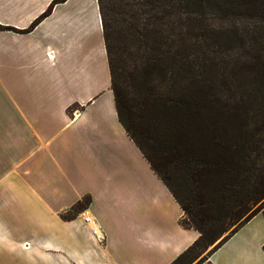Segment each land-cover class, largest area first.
<instances>
[{"label": "crops", "instance_id": "crops-1", "mask_svg": "<svg viewBox=\"0 0 264 264\" xmlns=\"http://www.w3.org/2000/svg\"><path fill=\"white\" fill-rule=\"evenodd\" d=\"M51 2L0 0V264H171L198 233L118 120L98 2L26 33ZM263 247L260 212L201 264H264Z\"/></svg>", "mask_w": 264, "mask_h": 264}, {"label": "trees", "instance_id": "trees-1", "mask_svg": "<svg viewBox=\"0 0 264 264\" xmlns=\"http://www.w3.org/2000/svg\"><path fill=\"white\" fill-rule=\"evenodd\" d=\"M97 2L118 120L198 233L171 264H201L264 215V0Z\"/></svg>", "mask_w": 264, "mask_h": 264}, {"label": "rangeland", "instance_id": "rangeland-1", "mask_svg": "<svg viewBox=\"0 0 264 264\" xmlns=\"http://www.w3.org/2000/svg\"><path fill=\"white\" fill-rule=\"evenodd\" d=\"M209 17H212L211 15H208ZM241 21H243V20H241ZM251 21H249L248 23H250ZM212 23H216L215 21H212ZM219 23V22H218ZM252 23V22H251ZM197 30H195L194 31V35L197 33L196 32ZM207 36V35H206ZM201 37H204V36H201ZM200 37V39L202 40L200 43H201V46L202 47H205V45L207 44V42H206V40H205V38H201ZM193 43H195V37H194V41H193ZM198 46H200V45H198ZM195 45H194V47H193V53H195V54H198L199 53V51L197 50V51H195ZM213 49H215V48H213ZM195 51V52H194ZM210 51H212V49L210 48ZM173 189L174 190H177V187H176V185L175 184H173ZM177 194L178 195H180L181 197H180V199H184V195H182V193L179 191V190H177ZM182 219H183V222H185L186 221V219H185V216L183 215V217H182ZM213 249V246L211 247V248H208L207 250H205L204 252H202V253H200V254H198L196 257L195 256H190V258L186 261V263L185 264H196V263H198V261H200V259H202L207 253H208V251L209 250H212Z\"/></svg>", "mask_w": 264, "mask_h": 264}, {"label": "built area", "instance_id": "built-area-1", "mask_svg": "<svg viewBox=\"0 0 264 264\" xmlns=\"http://www.w3.org/2000/svg\"><path fill=\"white\" fill-rule=\"evenodd\" d=\"M84 220H85V222H87V223H91V220H90L89 217H85ZM98 230H99V229H97V228H93V229L91 230L92 235H94L99 241H103V240H104V236H103V234L99 233Z\"/></svg>", "mask_w": 264, "mask_h": 264}, {"label": "water", "instance_id": "water-1", "mask_svg": "<svg viewBox=\"0 0 264 264\" xmlns=\"http://www.w3.org/2000/svg\"><path fill=\"white\" fill-rule=\"evenodd\" d=\"M220 240H221V238H220ZM220 240H219V241H220ZM219 241H217V242L215 243V245H216ZM215 245H214V246H215Z\"/></svg>", "mask_w": 264, "mask_h": 264}]
</instances>
